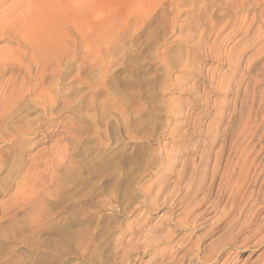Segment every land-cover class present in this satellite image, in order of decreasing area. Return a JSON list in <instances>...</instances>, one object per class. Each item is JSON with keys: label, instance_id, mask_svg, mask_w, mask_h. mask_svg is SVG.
I'll return each mask as SVG.
<instances>
[{"label": "rangeland", "instance_id": "rangeland-1", "mask_svg": "<svg viewBox=\"0 0 264 264\" xmlns=\"http://www.w3.org/2000/svg\"><path fill=\"white\" fill-rule=\"evenodd\" d=\"M10 90L0 264H204L264 220V0H0Z\"/></svg>", "mask_w": 264, "mask_h": 264}, {"label": "bare ground", "instance_id": "bare-ground-1", "mask_svg": "<svg viewBox=\"0 0 264 264\" xmlns=\"http://www.w3.org/2000/svg\"><path fill=\"white\" fill-rule=\"evenodd\" d=\"M18 1L22 2L23 0H18ZM38 11H39V8H38ZM28 72H30V71H28ZM38 89H39V82H36V84H34L33 87H31L30 89L27 90V92L29 94H31V95L34 93L33 97H34L35 101L38 102V103H41L44 108H46L47 106H50V105H52V107H54L56 98L55 97H51L50 93L49 92H44V90H41V92L37 94L36 90L38 91ZM14 93H15L14 90L3 92L0 95V97L3 99L2 103L9 102L11 100V98L13 97L12 94H14ZM47 104H49V105H47ZM259 216H260L259 212L254 213L253 219L252 220L250 219L242 227L240 226L241 229H240L239 234L237 236H235V237L233 236V238H232V241H234V240L238 239L239 237H242L241 235H244V236H246V238L243 239V241H241V242H239L238 244H235V245H230V247L228 246L229 250H227L225 253L222 252L221 250H219V251L216 252L215 256H213L211 258H208V259H200V261L202 260V262H204V264L205 263H209V264H229V260L233 256L237 257V255L240 252L245 254V251L247 249V243L249 241H252L253 239H256L258 235L262 234V235H260L262 237H260L259 240H257L256 244L254 246H250V251H254V250L256 251V249H257L256 252L261 251V253H259L258 256H257V259H254L256 261L253 264H264V234H263L264 233V220L259 222L258 221ZM255 227H256V229H254ZM245 234H247V235H245ZM218 253H219V256H218ZM237 261H235V263Z\"/></svg>", "mask_w": 264, "mask_h": 264}]
</instances>
